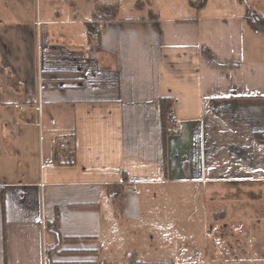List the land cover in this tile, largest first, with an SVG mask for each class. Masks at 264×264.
Masks as SVG:
<instances>
[{
    "label": "crops",
    "instance_id": "crops-1",
    "mask_svg": "<svg viewBox=\"0 0 264 264\" xmlns=\"http://www.w3.org/2000/svg\"><path fill=\"white\" fill-rule=\"evenodd\" d=\"M93 1L37 20L0 1V264H47L49 249L105 263L126 227H170L173 188L264 197V34L244 21L264 0H130L144 6L127 17L98 0L118 13L89 33ZM161 99L177 119L164 142ZM121 184L135 193L114 198Z\"/></svg>",
    "mask_w": 264,
    "mask_h": 264
},
{
    "label": "rangeland",
    "instance_id": "rangeland-1",
    "mask_svg": "<svg viewBox=\"0 0 264 264\" xmlns=\"http://www.w3.org/2000/svg\"><path fill=\"white\" fill-rule=\"evenodd\" d=\"M66 1L19 0L20 14L37 20L61 13L67 9ZM76 1L80 15L87 14L91 9L87 0ZM135 2L122 3L123 17L138 13L133 10ZM248 8L264 14V6ZM55 137L60 146L66 144L64 133L55 132ZM220 193L213 199L212 196L200 197L198 190L173 188L167 198L174 220L169 222L170 227L164 226L162 230L160 221L155 224L150 219L141 229L126 227L121 236L115 237L117 246L110 250L103 264H131L132 251L146 264L171 260L175 264H264L262 189L224 187ZM188 204L189 210L186 209ZM155 207L152 204L151 208Z\"/></svg>",
    "mask_w": 264,
    "mask_h": 264
},
{
    "label": "trees",
    "instance_id": "trees-1",
    "mask_svg": "<svg viewBox=\"0 0 264 264\" xmlns=\"http://www.w3.org/2000/svg\"><path fill=\"white\" fill-rule=\"evenodd\" d=\"M207 0H195L194 2L188 0V5L196 10H200L204 8ZM243 1V0H241ZM93 4V11L91 14V20L86 23V28L89 33L93 32L94 30L98 29L99 26L105 25L109 21L115 19L118 13V5L117 4H102L98 0H94ZM144 4L141 1H137L135 4L136 8H142ZM149 15L156 19V14L149 12ZM244 21L249 29L257 34H264V15H259L251 10H246L244 14ZM90 37V35H89ZM172 107L171 99H161L159 102V113H160V120H161V133L163 142L165 138L168 136L174 135L176 133L175 129L168 126V115L170 113ZM46 231L55 237H57L54 246L51 250H55L59 246V236L56 234V220L52 223L46 224ZM50 252V249L48 250ZM47 251V264H53L49 260V255ZM131 264H146L139 260V256L135 251L131 253ZM103 264V263H102ZM154 264H175L172 260L167 262H157Z\"/></svg>",
    "mask_w": 264,
    "mask_h": 264
},
{
    "label": "built area",
    "instance_id": "built-area-1",
    "mask_svg": "<svg viewBox=\"0 0 264 264\" xmlns=\"http://www.w3.org/2000/svg\"><path fill=\"white\" fill-rule=\"evenodd\" d=\"M176 125H177V119L170 118L168 121V126L174 128ZM60 164L65 167H71L74 164V160L72 158H64L61 160ZM133 193H135L134 188L125 184L117 185L112 189V195L114 198L117 199L122 198L125 194H133Z\"/></svg>",
    "mask_w": 264,
    "mask_h": 264
}]
</instances>
